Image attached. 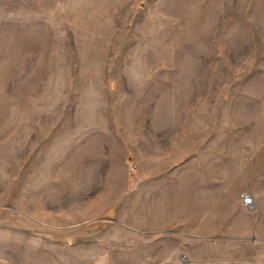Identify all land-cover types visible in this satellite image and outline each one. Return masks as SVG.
I'll return each mask as SVG.
<instances>
[{"label": "rangeland", "instance_id": "374dc122", "mask_svg": "<svg viewBox=\"0 0 264 264\" xmlns=\"http://www.w3.org/2000/svg\"><path fill=\"white\" fill-rule=\"evenodd\" d=\"M0 264H264V0H0Z\"/></svg>", "mask_w": 264, "mask_h": 264}, {"label": "built area", "instance_id": "2783aa9c", "mask_svg": "<svg viewBox=\"0 0 264 264\" xmlns=\"http://www.w3.org/2000/svg\"><path fill=\"white\" fill-rule=\"evenodd\" d=\"M242 204L248 208L252 206V197L250 194L242 195Z\"/></svg>", "mask_w": 264, "mask_h": 264}, {"label": "bare ground", "instance_id": "6f19581e", "mask_svg": "<svg viewBox=\"0 0 264 264\" xmlns=\"http://www.w3.org/2000/svg\"><path fill=\"white\" fill-rule=\"evenodd\" d=\"M204 208V207H203ZM172 212V211H171Z\"/></svg>", "mask_w": 264, "mask_h": 264}]
</instances>
